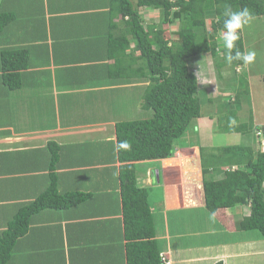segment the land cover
Listing matches in <instances>:
<instances>
[{
    "label": "crops",
    "instance_id": "crops-1",
    "mask_svg": "<svg viewBox=\"0 0 264 264\" xmlns=\"http://www.w3.org/2000/svg\"><path fill=\"white\" fill-rule=\"evenodd\" d=\"M101 2L0 0V11L16 16L13 26L3 30L0 50L23 48L27 54L15 60L14 72L22 75L11 77L19 83L13 89L1 76L0 58V244L5 243L16 215L50 187L60 193L87 194L75 206L32 211L26 233L13 244L9 264H117V251L126 243L122 162L116 145V124L122 120L112 117L114 113L93 114L101 108L109 111L122 99L129 109L127 101L140 102L149 81L109 76L117 68L113 52H121L123 46L109 33L121 35L125 23L119 15L100 12ZM111 20L118 28L110 29ZM132 50L131 46L128 52ZM207 120L194 131L199 143L178 147L170 158L137 163L140 187L148 190L146 185L157 183L162 187L163 197L159 187L153 188L151 193L148 190V201L157 238L171 240L167 248L162 246L164 260L167 264H264V238L256 230L239 227L250 213V203L221 209L217 216L196 218L193 222L198 228L191 227L190 232H206L200 235L204 236L200 243L172 244L173 238L187 233L175 214L186 207L205 211L201 147L208 146L212 152L220 147L227 155L230 146L262 148L264 133L258 135V131L255 138L234 132L241 135L240 143L217 145L231 131L227 125L220 126L219 119ZM213 159L218 168H212L213 178L239 166ZM246 161L238 163L244 166ZM174 170L172 181L169 172ZM249 232L256 237H248Z\"/></svg>",
    "mask_w": 264,
    "mask_h": 264
},
{
    "label": "trees",
    "instance_id": "trees-1",
    "mask_svg": "<svg viewBox=\"0 0 264 264\" xmlns=\"http://www.w3.org/2000/svg\"><path fill=\"white\" fill-rule=\"evenodd\" d=\"M101 1L100 12L119 15L125 23L124 32L116 35L110 29L118 28L119 25L114 20L110 22L109 37L121 42L123 46L121 52H113L117 68H112L109 76L149 81L143 88L140 103L143 108L152 112L148 118L120 121L116 124L118 158L122 162L123 228L126 240L122 250L117 251V264H167L163 258V242L157 238L148 190L138 185L137 163L174 156L178 140L202 116L199 77L189 66L191 57L212 55L220 74L224 66L244 65L242 61L229 64L225 59L226 49L221 40L224 9L228 6L233 11L247 8L253 17L262 16L264 0H108V4ZM146 8L159 10V21L144 23L142 10ZM13 15L0 11V39L4 34L3 30L13 26V21L16 20ZM173 25H176L175 30H172ZM236 45L239 51L245 53L242 31ZM131 46L133 50L128 52ZM235 51L233 49V54ZM25 52L23 48L0 50L1 76L5 77L6 85L12 89L19 83L15 84L11 77L22 75L14 72L17 71L15 60ZM24 56L27 58L26 53ZM240 93L238 91L233 95L231 104L241 103ZM231 113L229 121H236L237 111ZM227 129L243 134L255 129L261 132L260 135L264 133V129L256 125L254 115L250 122L237 123L231 127L227 124ZM123 142H127L130 147H123ZM254 147L230 146L229 157L225 160L239 166L225 170L219 178L210 176L213 169H218L212 161L213 155H218L201 147L205 205L217 216L221 209L250 203V213L243 218L239 227L241 230L259 231L264 238V149L255 151ZM205 150L209 152V156ZM241 160H247L244 166L238 163ZM86 196L80 191L60 193L50 187L36 201L22 209L11 222L5 243L0 244V264H9L13 244L26 233L32 211L75 206Z\"/></svg>",
    "mask_w": 264,
    "mask_h": 264
},
{
    "label": "rangeland",
    "instance_id": "rangeland-1",
    "mask_svg": "<svg viewBox=\"0 0 264 264\" xmlns=\"http://www.w3.org/2000/svg\"><path fill=\"white\" fill-rule=\"evenodd\" d=\"M142 13L144 17V23L159 21L160 11L157 9L146 8L142 10ZM208 26H210V20L208 21ZM175 29L176 25H173L172 30ZM242 37L244 40L245 52L254 51L256 53L255 60L251 64L239 65L238 67L232 65L224 66L222 69V74H220V71H218L216 67V59L213 58L210 54L193 56L189 59V66L191 70L194 69L195 72H197V75L200 77L199 94L202 101V116L192 124V126L190 127L191 129L189 128L186 135L178 140L177 148L188 147L193 144L199 143V141L195 140L194 138V131L198 129L197 125L199 124V122H203V120L205 119H208V122L212 121L211 118L215 119V121H217V119H221L220 122L223 125H235L241 122H250L251 116L254 115L255 123L258 128L260 127V129H264V15L253 17L252 21L243 28ZM236 91H241L239 95L241 98V103L237 102L231 104V98L234 94L237 93ZM107 97H104L105 103H107ZM122 98L125 99L123 95ZM127 102H130L128 105L129 109H127L125 101L122 99L119 100L118 105L114 104L113 107L111 106L109 111L103 110L101 108V110L105 112H100L98 110V112H95L93 115L95 117H98V115L100 116V114L107 116L106 112H108V115L112 116L111 114L114 113L115 116L112 117L118 119L120 118V120L122 121L148 118L152 115V112L143 108L138 100L129 99ZM103 105L106 106V104ZM108 106H110L109 103ZM234 110L237 111L238 118L236 121H229L230 116H232L230 115V113ZM205 130L207 129L203 127L201 131L204 133ZM249 132V134H251L255 138L257 129ZM192 137L193 139H191ZM262 138H264V135L262 136ZM240 141H242V139L239 133L227 132L223 135V140L217 145L223 146L236 144L240 143ZM246 142H248V139L246 140ZM206 148L210 153L218 155H213L212 158H220L221 160H225L228 156L224 152V150L219 149L220 147L214 148L213 152L212 149L208 146ZM208 151L205 150L207 156H209ZM204 161L206 162L207 159H204ZM155 164L157 166L159 165L157 163ZM169 173V177L171 180L173 178H176L175 170ZM154 180L156 182L155 178ZM160 185L157 183V186L152 187L146 185V187H148L150 193L151 191H153V188L159 187V194L163 197V191ZM203 208H205L204 213L200 212V210H202L201 207H186L180 209V211L175 214V216H179L180 222L182 226H185L187 233L183 234L184 236L180 237L179 239L173 238V246L177 245L178 241L183 243L184 246L191 244V242L193 241L194 243H200L198 242L201 241L200 238H204V236L200 235H203L206 232L202 234H192L190 232L192 230L191 227L198 228L197 223L193 222L196 220V218H199L200 220L201 217H205L206 219V217L208 216H213V214L206 207ZM206 212L207 215L204 216ZM170 217H172V214ZM202 227L204 226H200L199 228ZM253 235L256 237V233H248V237L250 238L254 237ZM161 241L163 242V244H161L163 248H167L169 245V241L171 240L165 238L163 240H160V242Z\"/></svg>",
    "mask_w": 264,
    "mask_h": 264
},
{
    "label": "clouds",
    "instance_id": "clouds-1",
    "mask_svg": "<svg viewBox=\"0 0 264 264\" xmlns=\"http://www.w3.org/2000/svg\"><path fill=\"white\" fill-rule=\"evenodd\" d=\"M223 15L225 19L223 22L224 31L221 35V40L223 43V47L226 49V61L229 64H231L233 61H242L244 65L251 64L255 60L256 53L254 51L242 53L237 48L236 41L239 39L240 31H242L243 28L252 21V13L247 8L239 11H233L232 8L228 6L224 9ZM233 49H236L234 54ZM261 145L262 149H264V145L262 144V142ZM122 146L125 148L130 147L127 142H123ZM164 257L165 256H163V258Z\"/></svg>",
    "mask_w": 264,
    "mask_h": 264
},
{
    "label": "built area",
    "instance_id": "built-area-1",
    "mask_svg": "<svg viewBox=\"0 0 264 264\" xmlns=\"http://www.w3.org/2000/svg\"><path fill=\"white\" fill-rule=\"evenodd\" d=\"M258 134L260 135V134H261V132H258ZM262 144L264 145V140L262 141Z\"/></svg>",
    "mask_w": 264,
    "mask_h": 264
}]
</instances>
